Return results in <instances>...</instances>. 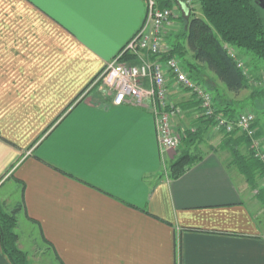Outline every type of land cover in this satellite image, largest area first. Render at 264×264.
Wrapping results in <instances>:
<instances>
[{"label":"crops","instance_id":"0c3cea01","mask_svg":"<svg viewBox=\"0 0 264 264\" xmlns=\"http://www.w3.org/2000/svg\"><path fill=\"white\" fill-rule=\"evenodd\" d=\"M144 15L145 0H0V184L61 264H264L261 202L195 98L169 89L202 138L170 179L149 108L99 89Z\"/></svg>","mask_w":264,"mask_h":264},{"label":"trees","instance_id":"16d2710c","mask_svg":"<svg viewBox=\"0 0 264 264\" xmlns=\"http://www.w3.org/2000/svg\"><path fill=\"white\" fill-rule=\"evenodd\" d=\"M173 1L175 0H160L159 4L161 7H169ZM194 1L198 4L201 16H189V13L180 17L179 20L184 22L169 42L167 56L175 55L180 58L186 73L197 83L212 91L216 111L232 118L239 112L241 101L227 98L217 86L210 85L208 72L212 73L229 93L239 94L249 86L248 73L245 74L237 66L227 48H233L237 57L245 56L254 63H264V15L252 0ZM124 59L133 60L134 58L126 53ZM263 95L264 88L253 91L250 97L253 100ZM196 102L198 104V101ZM260 113L264 130V110ZM199 118L207 125L213 126L211 119ZM254 125L257 128V134L261 137L257 119ZM197 134L198 129L185 134L182 139L185 149L186 147L189 149V146L191 147L194 143H200L202 138L197 137ZM222 141L230 153V164L244 176L250 189H256L258 180L264 172V162L254 156L249 139L243 133L234 131L223 134ZM187 150H182L167 166L168 178H178L200 159L198 154ZM259 190L261 192L258 196L263 203L264 188L261 187ZM20 207L21 202H18L10 212H7L0 203V246L11 264H29L26 254L17 246V234L14 231Z\"/></svg>","mask_w":264,"mask_h":264},{"label":"built area","instance_id":"2783aa9c","mask_svg":"<svg viewBox=\"0 0 264 264\" xmlns=\"http://www.w3.org/2000/svg\"><path fill=\"white\" fill-rule=\"evenodd\" d=\"M159 2L160 0H145V15L140 28L104 66L96 81L102 79L114 105L128 103L149 108L154 117L162 152L178 150L186 134L177 125V120L183 116V110L169 95L170 87L174 86L187 91L198 101L199 116L211 119L215 130L222 134L234 131L243 133L249 139L254 156L264 162L263 140L254 125L256 114L239 111L232 118L221 115L214 107L212 91L186 73L180 58L175 55L167 56L169 49L164 46L165 30L174 25V20L189 14L195 1L175 0L169 7H161ZM227 49L237 66L246 74L243 60L236 56L233 48ZM126 53L136 61L124 59ZM194 130L195 127L189 128L190 132ZM260 185L264 188V172Z\"/></svg>","mask_w":264,"mask_h":264},{"label":"rangeland","instance_id":"374dc122","mask_svg":"<svg viewBox=\"0 0 264 264\" xmlns=\"http://www.w3.org/2000/svg\"><path fill=\"white\" fill-rule=\"evenodd\" d=\"M190 15L201 16L198 4L196 2H194V5L191 7V12L189 16ZM176 21L179 23L174 24L165 30V34L169 33L168 35L170 37L172 36V38H170L171 40L174 38L173 35L177 33L182 23L184 22V20L182 21L176 20ZM164 46L166 49L170 48L169 43L164 44ZM239 58H241L244 62L243 66H244L245 71L248 73L247 79H248V85H249L247 88L240 91L239 94H233V93L227 92L224 89V86L210 72H208V76L210 77L208 78V80L210 82V85L217 86L218 90L224 93V95L227 98L241 101V108L239 111L254 112L256 114L257 126L260 128V132H261L260 135H261L262 140H264V130L262 129V121L260 119L261 118L260 112L261 110H264V95L260 97L259 96L255 97L253 98V100H252V97H250L253 91L262 90L264 88V63L262 62L254 63L252 62V60H250L248 57H245V56H241ZM98 81L102 82V79ZM100 88L104 94V97H106V95H108L107 88L104 85L99 86V89ZM263 144H264V141H263ZM175 152H176V157H177L180 154V152L179 153L178 151H175ZM197 153L199 154V151ZM261 178L262 176L258 180V185L256 189H251V192L255 191L253 195L258 201H260L258 195L261 192V190H259V188H261V185H260ZM20 189L21 187H19L18 183L12 181V179H7V181H5L3 184H0V203L3 205V209L5 211L10 212L16 206L18 202H21V190ZM3 197L5 198L4 200L1 199ZM255 206L252 208L256 211L258 209L259 221L262 222V224L264 225V202L260 203V206H257V203H255ZM14 231L17 234V242H18V235H21L20 237L21 245H22V248L24 249H21L20 247L18 248L26 254V259L29 264H61L59 259L54 255V252L52 251V249L39 236V233L36 227L32 225L31 223L29 224L22 215H20L19 217L17 216V224H16Z\"/></svg>","mask_w":264,"mask_h":264},{"label":"flooded vegetation","instance_id":"af4514ba","mask_svg":"<svg viewBox=\"0 0 264 264\" xmlns=\"http://www.w3.org/2000/svg\"><path fill=\"white\" fill-rule=\"evenodd\" d=\"M255 6L262 12L264 15V0H252Z\"/></svg>","mask_w":264,"mask_h":264}]
</instances>
